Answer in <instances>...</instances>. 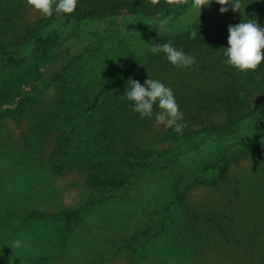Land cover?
Returning a JSON list of instances; mask_svg holds the SVG:
<instances>
[{
    "label": "rangeland",
    "instance_id": "obj_1",
    "mask_svg": "<svg viewBox=\"0 0 264 264\" xmlns=\"http://www.w3.org/2000/svg\"><path fill=\"white\" fill-rule=\"evenodd\" d=\"M231 13L264 27V0ZM47 19L26 0H0V47L31 43ZM163 40L158 33L104 30L54 81L33 89L24 78L44 65L43 43L23 62L0 66V95L32 96L19 122L0 108V264H264V127L254 132L251 116L242 119L233 108L241 103L255 117L264 106V64L246 74L226 65L228 34H210L202 50L185 52L197 61L191 67H174L165 54L149 61V44ZM131 53L141 55L135 69L84 114ZM130 77L172 89L189 137L132 111L123 96ZM226 155L225 174L204 173ZM94 179L128 184L104 191L89 185ZM166 209L155 237L140 247L119 246L153 227ZM68 210L80 211V219L33 215Z\"/></svg>",
    "mask_w": 264,
    "mask_h": 264
},
{
    "label": "trees",
    "instance_id": "obj_2",
    "mask_svg": "<svg viewBox=\"0 0 264 264\" xmlns=\"http://www.w3.org/2000/svg\"><path fill=\"white\" fill-rule=\"evenodd\" d=\"M146 2L149 5H146ZM151 2L152 0H144V2H141V0H79L74 14L65 15L66 17L54 15L48 18V25L31 43H27L16 51L0 47V66L17 65L23 62L38 45L43 43L47 57L44 65L32 68L24 78L27 87L33 89L36 85L44 86L54 81L61 72L71 65L78 54L86 50L91 41L98 38L104 30L124 29L140 33H158L164 39L162 43L170 42L176 49L188 52L194 48L202 50V46L199 45L202 39H207L210 34L224 36L228 34V30L224 28L228 29L229 25L242 22L231 13L230 6L226 13L221 14L219 10L221 6L215 3L214 0L208 7L201 9L200 16L199 10L192 6V0H159L154 5ZM248 2L249 0H241L242 5L248 4ZM57 29H63L64 35L61 37L55 36L53 33ZM193 30L197 32L195 39L190 38V33ZM162 54L164 53L151 52L148 55V60L151 61V59ZM140 59V54L131 53L122 67L106 79L92 102L84 110V114H89L99 108L117 83L135 69L136 63ZM31 98L32 96H25L13 99L0 95V108L4 110L2 116H11L19 122L27 103L32 100ZM230 102L233 103L232 100ZM6 105H10V107L4 108ZM233 108L234 112L242 119L251 116V126L254 128V132L263 129L264 125L261 122L264 121V106L256 109L258 112L255 117H253L254 113H247V108L243 109L241 103H234ZM180 135L189 137L184 131ZM246 140L249 141L250 136H246ZM199 142L200 139L197 143ZM228 158L226 155L222 159L207 165L204 173L225 174ZM151 165V163H137L140 168H147ZM127 184L128 182L125 181L112 184L100 179H94L89 183L91 187L104 191L122 190ZM184 184V181L177 184L176 200L183 196L181 189ZM168 210L161 212L153 227L146 229L135 237L120 242L119 246L140 247L155 237L163 228V219ZM33 215L36 218H64L70 223L77 222L80 219V211L78 210H68L60 214L35 212Z\"/></svg>",
    "mask_w": 264,
    "mask_h": 264
},
{
    "label": "clouds",
    "instance_id": "obj_3",
    "mask_svg": "<svg viewBox=\"0 0 264 264\" xmlns=\"http://www.w3.org/2000/svg\"><path fill=\"white\" fill-rule=\"evenodd\" d=\"M155 2V0H154ZM213 0H192V6L199 10L208 7ZM219 4L220 13H226L229 6L233 12H240L241 0H214ZM26 3L35 12L45 18L53 15H72L75 13L79 0H26ZM197 32L193 30L190 38L195 39ZM228 46L224 49V63L241 72H255L264 64V27L255 19L228 26ZM153 53H164L168 62L174 67L188 68L197 63L196 59L183 50L176 49L170 42L149 44ZM128 90L123 95L132 105V111L141 118L155 117L158 125L171 128L175 133L181 134L186 127L181 123L184 114L175 99L170 87L165 86L156 79L148 78L142 85L139 81L129 78ZM158 108V111L155 109ZM22 242L16 240L13 247L20 248Z\"/></svg>",
    "mask_w": 264,
    "mask_h": 264
}]
</instances>
